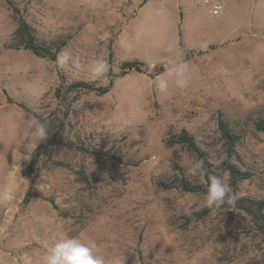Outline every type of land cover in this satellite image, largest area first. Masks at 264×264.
Masks as SVG:
<instances>
[{
  "label": "rangeland",
  "instance_id": "374dc122",
  "mask_svg": "<svg viewBox=\"0 0 264 264\" xmlns=\"http://www.w3.org/2000/svg\"><path fill=\"white\" fill-rule=\"evenodd\" d=\"M12 1L40 43L58 52L50 60L17 47L18 24L0 0L4 260L46 264L50 248L75 237L95 245L108 264L125 257V264H264V235L241 210L189 220L208 208L210 176L231 186L229 162L252 174L232 191L264 199V132L255 126L264 119V3L227 0L215 14L197 0L189 11L180 0ZM96 60L108 66L102 76L92 72ZM164 60L187 65L183 88L167 76L172 64ZM135 61L147 71L123 76L121 65ZM157 76L168 79L167 91L158 90ZM77 81L113 88L69 93ZM221 118L241 135L234 152L222 138ZM37 122H65L69 146L41 157L26 204L41 141ZM183 129L202 155L178 142ZM197 161L203 167L193 175Z\"/></svg>",
  "mask_w": 264,
  "mask_h": 264
},
{
  "label": "trees",
  "instance_id": "16d2710c",
  "mask_svg": "<svg viewBox=\"0 0 264 264\" xmlns=\"http://www.w3.org/2000/svg\"><path fill=\"white\" fill-rule=\"evenodd\" d=\"M9 8H12V17L17 22L18 26L15 30L12 40L16 43L17 47H24L31 51L36 56L42 58H49L50 60L57 59V50H53L51 46L42 44L38 40L35 30L27 19L21 14V10L16 7L12 0H7ZM190 54L188 55V57ZM145 73L147 71L146 66L142 61L124 62L121 65V74L124 76L130 72ZM113 88V82H110L106 86L95 87L93 84L77 81L69 85V93L76 91L80 92H98L100 95H105ZM68 116V113L65 114ZM219 128L222 134V138L225 141V145L228 151L234 152L236 146L241 141V135L237 133L232 127L229 121L221 118L219 120ZM50 126V127H49ZM47 125V138L39 142L38 146L34 150L31 158V164L29 168V182L31 183L29 191L24 199L27 204L32 199L31 190L35 182V170L43 155L50 153V151L57 147H66L69 144L65 140V122L60 125L52 122ZM256 129L259 132H264V119L259 120L256 123ZM178 142L184 144L192 153L202 155V151L197 144V141L193 135H191L186 129H183L177 136ZM227 172H229L231 186L234 190L238 189L240 182L248 180L252 177L251 172L245 171L237 166L235 163L229 162L227 165ZM185 188L189 191L196 192L198 187L192 185L189 181H184ZM236 193V192H234ZM221 208H237L241 212L245 213L255 226L256 230L264 235V199L253 198L250 196H238L233 204H225ZM211 212L209 208L197 213L189 218L192 222L199 221L206 214Z\"/></svg>",
  "mask_w": 264,
  "mask_h": 264
},
{
  "label": "clouds",
  "instance_id": "9594fccd",
  "mask_svg": "<svg viewBox=\"0 0 264 264\" xmlns=\"http://www.w3.org/2000/svg\"><path fill=\"white\" fill-rule=\"evenodd\" d=\"M108 70L106 62L96 60L93 62L92 72L95 76H102ZM187 65L183 63L172 64L167 70V76H175L178 87L183 88L186 83L185 73ZM155 83L160 91H167L168 79L165 76H157ZM35 135L41 140L47 138V128L44 123L37 122ZM203 162L197 161L190 172L198 174ZM237 194L232 191L230 184L218 176L209 177V186L205 193V204L213 213L221 209L223 205L233 204ZM95 245L85 243L78 238H68L58 241L46 254V264H108L105 257L94 250ZM125 258H116L112 264H125Z\"/></svg>",
  "mask_w": 264,
  "mask_h": 264
},
{
  "label": "crops",
  "instance_id": "0c3cea01",
  "mask_svg": "<svg viewBox=\"0 0 264 264\" xmlns=\"http://www.w3.org/2000/svg\"><path fill=\"white\" fill-rule=\"evenodd\" d=\"M132 3H133V1H132ZM192 3H193V0L191 1V0H180V8H182L183 10H186V6H188V8H187V10L189 11V10H191V8H192ZM199 4V3H198ZM183 12H185V11H182V14H183ZM174 27H175V29H177V24H175L174 25ZM121 39V35H120V38H119V40ZM181 46H182V42H180V41H178V43H176L175 44V46H174V49L175 50H180V48H181ZM154 48V47H153ZM193 53H195L194 52V50L192 49V53H190V54H192V55H194ZM168 63V62H170L169 60H164L162 63ZM144 63V62H143ZM161 63V64H162ZM171 63V62H170ZM172 64V63H171ZM158 65H160V64H156V62L155 63H152L151 65H150V68L151 69H154L155 67H157ZM0 253H1V244H0ZM5 259V257L4 256H1V254H0V264H10L9 262H6V260H4Z\"/></svg>",
  "mask_w": 264,
  "mask_h": 264
},
{
  "label": "built area",
  "instance_id": "2783aa9c",
  "mask_svg": "<svg viewBox=\"0 0 264 264\" xmlns=\"http://www.w3.org/2000/svg\"><path fill=\"white\" fill-rule=\"evenodd\" d=\"M198 3L202 6H205L209 9L211 13H220L225 7V2L227 0H197ZM264 3V0H259Z\"/></svg>",
  "mask_w": 264,
  "mask_h": 264
},
{
  "label": "water",
  "instance_id": "95a60500",
  "mask_svg": "<svg viewBox=\"0 0 264 264\" xmlns=\"http://www.w3.org/2000/svg\"><path fill=\"white\" fill-rule=\"evenodd\" d=\"M160 72H164V70H165V67H160Z\"/></svg>",
  "mask_w": 264,
  "mask_h": 264
}]
</instances>
